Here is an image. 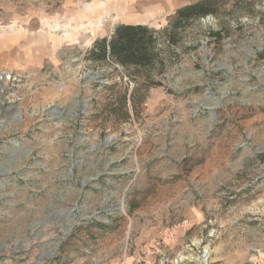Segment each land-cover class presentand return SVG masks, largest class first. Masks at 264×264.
Masks as SVG:
<instances>
[{
  "label": "rangeland",
  "instance_id": "obj_1",
  "mask_svg": "<svg viewBox=\"0 0 264 264\" xmlns=\"http://www.w3.org/2000/svg\"><path fill=\"white\" fill-rule=\"evenodd\" d=\"M139 23L150 63L101 58ZM7 35L0 264H264V0H0Z\"/></svg>",
  "mask_w": 264,
  "mask_h": 264
},
{
  "label": "trees",
  "instance_id": "obj_2",
  "mask_svg": "<svg viewBox=\"0 0 264 264\" xmlns=\"http://www.w3.org/2000/svg\"><path fill=\"white\" fill-rule=\"evenodd\" d=\"M180 11L190 16L205 14L207 10L201 6H187ZM97 46L100 50L101 58H113L122 65H145L154 58L155 39L153 34L145 24H122L118 26L112 36L102 38Z\"/></svg>",
  "mask_w": 264,
  "mask_h": 264
},
{
  "label": "crops",
  "instance_id": "obj_3",
  "mask_svg": "<svg viewBox=\"0 0 264 264\" xmlns=\"http://www.w3.org/2000/svg\"><path fill=\"white\" fill-rule=\"evenodd\" d=\"M10 35H7L5 40L0 45V65L6 68H12L16 65V61H20L21 59H31V57L26 52V49L23 50V46L20 44L18 46L14 43ZM19 44V42H18ZM40 57V56H39ZM37 59L36 57H32Z\"/></svg>",
  "mask_w": 264,
  "mask_h": 264
},
{
  "label": "bare ground",
  "instance_id": "obj_4",
  "mask_svg": "<svg viewBox=\"0 0 264 264\" xmlns=\"http://www.w3.org/2000/svg\"><path fill=\"white\" fill-rule=\"evenodd\" d=\"M68 31L70 30V29H67ZM68 31H66L65 32V34H64V37L65 36H69L70 35V33H67ZM92 34H94V31H90ZM97 75V77H98V74H96ZM96 77V76H95ZM95 79V78H94ZM196 244L198 243V242H195ZM207 253H208V251L205 253V255H204V259L203 260H205V257H207Z\"/></svg>",
  "mask_w": 264,
  "mask_h": 264
}]
</instances>
